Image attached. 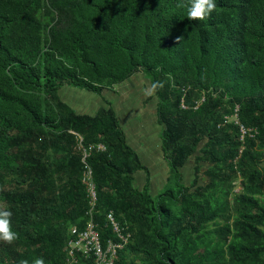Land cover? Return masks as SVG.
Returning <instances> with one entry per match:
<instances>
[{"label":"trees","instance_id":"1","mask_svg":"<svg viewBox=\"0 0 264 264\" xmlns=\"http://www.w3.org/2000/svg\"><path fill=\"white\" fill-rule=\"evenodd\" d=\"M215 3L190 21L187 0H0V210L18 234L0 241V264H65L88 207L83 150L101 242L108 212L131 235L114 264H264V0ZM139 72L164 84L152 96L168 174L155 195L113 109L81 115L58 97ZM236 107L256 131L244 142L223 124Z\"/></svg>","mask_w":264,"mask_h":264},{"label":"crops","instance_id":"2","mask_svg":"<svg viewBox=\"0 0 264 264\" xmlns=\"http://www.w3.org/2000/svg\"><path fill=\"white\" fill-rule=\"evenodd\" d=\"M130 79L113 89L103 90L100 94L63 86L58 91V97L75 113L81 115H94L101 108L111 107L128 146L136 152L141 163L148 169L152 187V180H157V174L167 169L161 152V127L157 123L156 101L153 96L145 95L143 87L128 86ZM181 173L183 175V168ZM141 174L144 175L137 173L135 177H140Z\"/></svg>","mask_w":264,"mask_h":264},{"label":"built area","instance_id":"3","mask_svg":"<svg viewBox=\"0 0 264 264\" xmlns=\"http://www.w3.org/2000/svg\"><path fill=\"white\" fill-rule=\"evenodd\" d=\"M237 110L238 108L236 107L231 117H224L223 124L231 122L237 126L239 141L244 142L246 137H252L256 131L246 128L238 122ZM251 132H253V135H251ZM77 141L80 146L81 139H77ZM97 149L101 151L105 150L102 145H98ZM86 157L87 153L83 150L81 162L84 164V167L81 182L85 187L88 207L85 212L83 228L79 229L77 226H71L69 228V238L64 248L65 264H81V262H89L90 264H114L118 252L127 246L131 235L126 231V228L120 226L113 213L108 212L105 220L112 230L113 239L106 240L104 244L101 242L96 223L93 220L92 212L96 203V192L91 170L85 162Z\"/></svg>","mask_w":264,"mask_h":264},{"label":"clouds","instance_id":"4","mask_svg":"<svg viewBox=\"0 0 264 264\" xmlns=\"http://www.w3.org/2000/svg\"><path fill=\"white\" fill-rule=\"evenodd\" d=\"M184 3L177 4V7H185ZM216 9L215 0H187V18L190 21H203L208 18ZM164 87L163 82L156 81L151 84L149 89L145 90V95L152 96L158 89ZM12 213L6 210H0V241L6 244H12L18 239V234L11 227ZM27 264V261L22 262ZM34 264H44L43 259H36Z\"/></svg>","mask_w":264,"mask_h":264},{"label":"rangeland","instance_id":"5","mask_svg":"<svg viewBox=\"0 0 264 264\" xmlns=\"http://www.w3.org/2000/svg\"><path fill=\"white\" fill-rule=\"evenodd\" d=\"M129 83L127 84L130 87H143L145 90L149 89L150 84L149 81L147 79V77L144 75V73H137L135 74L129 81ZM251 129V128H250ZM256 134V132L254 133V135ZM251 135H253V132H251ZM253 135V136H254ZM253 138V137H252ZM202 152L206 151L205 149L201 150ZM192 166H193V162L192 160H189L184 166H183V179H184V183L188 184L191 181V177H192ZM161 173V175H160ZM159 174H157L156 179H153L152 182V187L154 188V192H152L153 195H155L156 193L160 192L162 187V183L165 182L167 174H168V169H164L162 172H160ZM137 180V184L142 186L145 181H144V175H137L136 177ZM202 182V180L200 181ZM241 189V181L240 178H238L235 182V192L240 191ZM125 256V255H124ZM117 259V257H116Z\"/></svg>","mask_w":264,"mask_h":264}]
</instances>
